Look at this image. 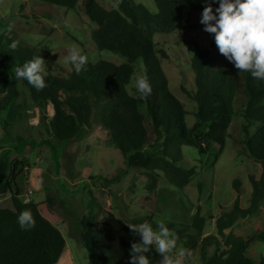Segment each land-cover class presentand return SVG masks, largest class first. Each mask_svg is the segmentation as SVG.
<instances>
[{
	"label": "trees",
	"instance_id": "16d2710c",
	"mask_svg": "<svg viewBox=\"0 0 264 264\" xmlns=\"http://www.w3.org/2000/svg\"><path fill=\"white\" fill-rule=\"evenodd\" d=\"M42 1L75 9L81 0ZM154 1L157 13L136 0H119L118 7L112 8H106L98 0H87L85 12L96 24L92 38L100 50L118 54L122 61L100 60L94 65L87 64L79 74L71 71L67 76L49 72L46 87L41 91L14 75L15 68L37 56L38 49L13 34L8 39L7 31L4 32L0 35V115H5V127L23 118L27 105L20 100L26 93L19 87L22 84L39 107L52 106L53 115L47 127L51 138L72 141L99 126L122 152L128 167L144 169L153 180V172L162 170L173 184L183 187L197 174V166L183 160V146L195 147L201 156L208 155L211 146H215L216 152L208 158L217 160L237 111L246 121L249 155L262 165V173L259 178L252 174L249 177L252 194L248 207L241 205L240 180L234 181L238 196L232 208L216 219L222 239L211 235L204 238L201 262L256 264L247 254L248 242L233 233L227 235L225 230L240 218L257 215L264 200V81L252 78L248 72H239L219 53L211 34L210 45L196 46L190 62L195 89L186 92L197 109L195 122L189 126L187 109L169 87L161 61L167 53L157 36L175 32L182 35L184 27L202 25L204 0ZM216 7L218 3L213 4ZM13 40L18 41L15 50L9 47ZM141 75H146L152 86L146 99L135 88ZM256 123H260L257 132L250 135L249 129ZM30 169L27 158L0 160V198L10 196L13 203V208L0 207V264H59L67 249L63 234L66 221L53 211L54 197L49 195L42 201L22 198L30 195ZM20 178L25 182L21 183ZM142 201L149 206V213L129 223L109 214L99 228L97 214L82 217L80 240L90 264H130L131 244L139 242L140 237L127 224L148 221L154 228L158 224L154 218L157 199L147 196ZM25 209L31 210L36 222L27 231L18 224V216ZM193 224L198 232L203 231L205 218L200 211L195 214ZM172 226L173 223L167 225L169 229ZM251 240L264 242V231ZM208 245L215 248L211 255L206 252ZM148 256L151 264H160L161 257L154 249ZM258 264H264V256Z\"/></svg>",
	"mask_w": 264,
	"mask_h": 264
},
{
	"label": "rangeland",
	"instance_id": "374dc122",
	"mask_svg": "<svg viewBox=\"0 0 264 264\" xmlns=\"http://www.w3.org/2000/svg\"><path fill=\"white\" fill-rule=\"evenodd\" d=\"M98 1L106 8H112L115 3V0ZM86 2L81 0L75 9H67L42 0H0V35L11 25L13 36L38 49L36 55L46 60L49 72L55 75L67 76L74 71L63 62L67 49L73 45L88 56L89 65L100 60L121 62L118 54L100 50L92 38L96 24L85 12ZM136 2L145 5L152 13L158 11L154 0ZM203 28V25H192L184 27L182 35L175 32L169 36H157L167 53L161 61L169 78V87L187 109L189 126L195 122L197 109L195 101L186 92L195 89L190 62L196 46L208 47L212 40L211 34ZM181 36L178 40L177 37ZM19 87L26 91L20 98L27 105L26 111L22 119L7 127L4 125L5 115H0V160H29V188L35 191L22 197L26 201L32 198L42 201L49 195L54 197L53 211L66 221L63 234L67 249L59 264H90L89 254L80 240V221L84 215L97 214L99 228L103 227L109 214L129 223L131 219L149 213V206L142 201L147 196L157 199L155 221L165 226L173 223L170 230L176 234L177 248L190 250L194 264H202L204 238L211 235L222 239L216 219L221 212L232 208L238 196L234 187L236 179L241 183V205H250L252 184L249 177L252 174L259 178L262 165L249 155L244 131L246 121L237 111L227 131L225 148L217 160L208 158L209 154L216 152L215 146H211L205 156L193 146H183L182 158L197 166V174L187 185L179 187L162 170L153 172V180L144 169L128 167L122 152L99 126H93L84 136L72 141L51 138L47 127L53 115L52 106L39 107L30 99L28 89L22 84ZM259 125L256 123L250 127V135L257 132ZM20 181L25 182L22 178ZM0 207L13 208L11 197L0 198ZM198 211L205 218L202 232H198L193 224ZM262 231L264 200L257 215L238 219L225 233L245 239L247 254L258 264L264 256V242L251 239ZM206 247L207 254L211 255L214 245Z\"/></svg>",
	"mask_w": 264,
	"mask_h": 264
},
{
	"label": "clouds",
	"instance_id": "9594fccd",
	"mask_svg": "<svg viewBox=\"0 0 264 264\" xmlns=\"http://www.w3.org/2000/svg\"><path fill=\"white\" fill-rule=\"evenodd\" d=\"M217 3L218 7L214 9L213 4ZM118 4L119 0H116L113 7ZM204 5L200 23L205 32L214 36L219 53L239 72H248L252 78L264 81V0H204ZM7 37L12 39L11 25L7 28ZM17 46L16 40L9 45L12 50ZM63 62L79 74L86 69L88 56L73 45L67 49ZM48 74L47 62L41 55L34 56L14 71L17 80H26L37 91L46 87ZM135 88L143 99L152 93L146 75L137 78ZM35 223L29 209L18 216L21 230H30ZM127 226L140 237L139 242L131 244L130 264H151L148 253L152 249L161 257L160 264H194L192 252L177 248L176 234L163 223L157 224L156 228L148 221Z\"/></svg>",
	"mask_w": 264,
	"mask_h": 264
},
{
	"label": "crops",
	"instance_id": "0c3cea01",
	"mask_svg": "<svg viewBox=\"0 0 264 264\" xmlns=\"http://www.w3.org/2000/svg\"><path fill=\"white\" fill-rule=\"evenodd\" d=\"M30 180V179H29ZM42 184V183H41ZM43 185V184H42ZM30 191H32L30 188H29ZM35 191V190H34ZM34 191H32L34 193Z\"/></svg>",
	"mask_w": 264,
	"mask_h": 264
}]
</instances>
